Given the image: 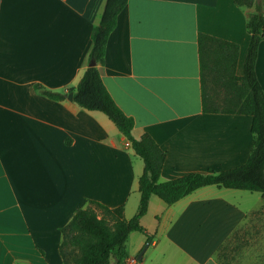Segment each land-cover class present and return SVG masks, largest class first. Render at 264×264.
Returning a JSON list of instances; mask_svg holds the SVG:
<instances>
[{
    "label": "crops",
    "instance_id": "1",
    "mask_svg": "<svg viewBox=\"0 0 264 264\" xmlns=\"http://www.w3.org/2000/svg\"><path fill=\"white\" fill-rule=\"evenodd\" d=\"M105 4L0 0V264H63L62 229L91 200L124 205L128 220L138 210L144 161L106 114L68 98ZM248 14L235 0H128L119 14L98 68L134 118L133 136L148 133L166 152L160 181L249 158L252 116L204 112L198 42L206 34L239 45L242 75ZM256 73L264 90V38ZM36 84L68 96L51 99ZM141 224L147 234H130L124 264H222L220 249L245 235V255L264 257L259 192L209 185L172 205L153 195Z\"/></svg>",
    "mask_w": 264,
    "mask_h": 264
},
{
    "label": "trees",
    "instance_id": "2",
    "mask_svg": "<svg viewBox=\"0 0 264 264\" xmlns=\"http://www.w3.org/2000/svg\"><path fill=\"white\" fill-rule=\"evenodd\" d=\"M127 3L128 0H106L101 20L92 32L89 66L77 87L68 93L74 94V101L82 108L106 114L144 161L139 179L140 204L130 220L125 217L124 205L110 208L91 200L87 207L78 209L62 229L63 264H111L112 260L124 264L130 234L134 231L147 234L141 219L147 214L153 195L172 205L201 187L215 185L259 192L264 199V90L256 73L258 49L264 38V0H235L236 5L249 11L247 28L251 37L242 75L237 74L239 45L206 34H200L198 39L204 112L252 116L253 149L249 158L236 168L190 173L165 182L160 177L166 152L148 133L140 139L133 136L134 118L116 103L98 68L105 63L109 36ZM35 88L54 100L68 96L39 84ZM148 238L152 239L149 235Z\"/></svg>",
    "mask_w": 264,
    "mask_h": 264
},
{
    "label": "rangeland",
    "instance_id": "3",
    "mask_svg": "<svg viewBox=\"0 0 264 264\" xmlns=\"http://www.w3.org/2000/svg\"><path fill=\"white\" fill-rule=\"evenodd\" d=\"M219 97H222V95L220 94ZM248 242L246 235L230 240L219 252V260L222 264H264L263 256L245 255Z\"/></svg>",
    "mask_w": 264,
    "mask_h": 264
},
{
    "label": "water",
    "instance_id": "4",
    "mask_svg": "<svg viewBox=\"0 0 264 264\" xmlns=\"http://www.w3.org/2000/svg\"><path fill=\"white\" fill-rule=\"evenodd\" d=\"M92 65H93V63H92ZM68 98H69V100H73L74 99V94L73 93H70L69 94V96H68ZM149 246V243L144 247V249L141 251V253H140V255H139V260H141L142 259V257H143V254H144V252H145V250L147 249V247Z\"/></svg>",
    "mask_w": 264,
    "mask_h": 264
}]
</instances>
